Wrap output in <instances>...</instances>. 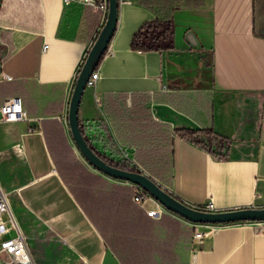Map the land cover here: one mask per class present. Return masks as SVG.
<instances>
[{
    "label": "crops",
    "instance_id": "1",
    "mask_svg": "<svg viewBox=\"0 0 264 264\" xmlns=\"http://www.w3.org/2000/svg\"><path fill=\"white\" fill-rule=\"evenodd\" d=\"M174 1L175 47L164 51L132 49L158 11L120 1L97 85L81 99V130L103 157L136 165L192 206L264 207V0ZM105 22L79 2L1 0L0 106L20 98L28 119L0 121V184L33 256L35 235L64 253L57 263L49 254L51 264H264V221L217 224L195 248L183 217H150L128 181L81 154L70 101ZM176 128H212L230 140L228 156ZM169 152L165 179L140 164L160 168Z\"/></svg>",
    "mask_w": 264,
    "mask_h": 264
},
{
    "label": "water",
    "instance_id": "2",
    "mask_svg": "<svg viewBox=\"0 0 264 264\" xmlns=\"http://www.w3.org/2000/svg\"><path fill=\"white\" fill-rule=\"evenodd\" d=\"M121 0H109L107 20L90 48L84 64L77 76L69 107V125L73 139L83 157L97 170L117 179L135 183L145 189L170 212L195 223L226 224L236 222L264 221V207H246L225 211H201L179 199L153 177L144 172L129 171L109 164L90 145L84 136L79 121V108L87 82L97 68L116 32Z\"/></svg>",
    "mask_w": 264,
    "mask_h": 264
},
{
    "label": "built area",
    "instance_id": "3",
    "mask_svg": "<svg viewBox=\"0 0 264 264\" xmlns=\"http://www.w3.org/2000/svg\"><path fill=\"white\" fill-rule=\"evenodd\" d=\"M73 2L83 3L94 12H99L107 20L109 12V0H64L65 4ZM1 5V0H0ZM107 52V51H106ZM81 70V69H80ZM80 72V71H79ZM79 74V73H78ZM5 79H11L5 76ZM99 79L97 68L92 72L87 87H95ZM0 121L4 123H14L27 120L28 115L24 109L22 100L12 97L4 101L0 106ZM133 189V200L144 207L147 214L153 218H160L165 212H170L158 200L150 195L145 189L135 183L129 182ZM153 203V207L148 208L147 204ZM201 211H218L212 199L195 206ZM185 219V218H184ZM194 227L193 242L195 248L202 247L204 241L216 230L217 224L195 223L185 219ZM13 233V235H11ZM0 264H36L35 258L29 247L28 241L21 231L10 207L8 196L0 184Z\"/></svg>",
    "mask_w": 264,
    "mask_h": 264
},
{
    "label": "trees",
    "instance_id": "4",
    "mask_svg": "<svg viewBox=\"0 0 264 264\" xmlns=\"http://www.w3.org/2000/svg\"><path fill=\"white\" fill-rule=\"evenodd\" d=\"M142 5L158 11V16L148 21L135 33L132 40V49L137 51H164L172 50L175 47V28L173 11L176 8L174 0H138ZM204 0H187L188 6H201ZM101 62V61H100ZM99 62V63H100ZM174 133L184 139L198 143L208 149L216 157L228 156L230 140L217 134L212 128H176ZM215 144V145H214ZM216 146V147H215ZM94 148V147H92ZM94 150L102 156L95 148ZM103 157V156H102ZM109 164L129 171L141 172L131 163L117 162L103 157ZM140 164L154 176L165 179L170 175V163L172 165V152L161 157L160 168H150V164L139 160Z\"/></svg>",
    "mask_w": 264,
    "mask_h": 264
},
{
    "label": "rangeland",
    "instance_id": "5",
    "mask_svg": "<svg viewBox=\"0 0 264 264\" xmlns=\"http://www.w3.org/2000/svg\"><path fill=\"white\" fill-rule=\"evenodd\" d=\"M32 220V219H31ZM13 235V233L11 234ZM33 236V235H32ZM31 241V248L34 251V256L38 262V264H51L49 254H53L54 262L57 263L60 260V256H64V253H60V249H57L55 245H49L47 242L46 244L43 243L42 240L38 236H33ZM64 252H69V250H65ZM64 261V259H61ZM77 258L72 257L70 259V264H79L77 263ZM84 264V263H81Z\"/></svg>",
    "mask_w": 264,
    "mask_h": 264
}]
</instances>
